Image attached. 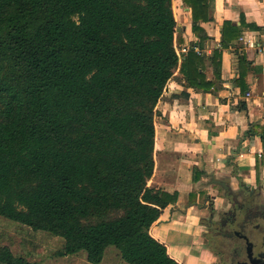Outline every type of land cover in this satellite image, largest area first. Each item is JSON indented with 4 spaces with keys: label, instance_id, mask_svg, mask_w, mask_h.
Returning <instances> with one entry per match:
<instances>
[{
    "label": "trees",
    "instance_id": "1",
    "mask_svg": "<svg viewBox=\"0 0 264 264\" xmlns=\"http://www.w3.org/2000/svg\"><path fill=\"white\" fill-rule=\"evenodd\" d=\"M210 2L182 0L200 41ZM239 35L224 24L221 45ZM203 59L190 48L179 71L209 90L189 69ZM177 68L172 0H0V217L62 238L57 256L99 264L113 246L127 264H181L149 233L175 197L147 185ZM0 263L28 264L7 246Z\"/></svg>",
    "mask_w": 264,
    "mask_h": 264
},
{
    "label": "crops",
    "instance_id": "2",
    "mask_svg": "<svg viewBox=\"0 0 264 264\" xmlns=\"http://www.w3.org/2000/svg\"><path fill=\"white\" fill-rule=\"evenodd\" d=\"M172 9L178 68L155 107L147 185L175 199L161 208L149 233L181 264H220L204 246L200 220L226 197L212 178H226L234 192L247 188L264 199V141L245 136L251 125L264 126V0H211L208 20L196 23L208 36L203 41L193 30L190 8L172 0ZM224 24L240 28L227 47L221 45ZM190 48L204 59L189 69L212 83L209 90L187 85L179 71Z\"/></svg>",
    "mask_w": 264,
    "mask_h": 264
},
{
    "label": "rangeland",
    "instance_id": "3",
    "mask_svg": "<svg viewBox=\"0 0 264 264\" xmlns=\"http://www.w3.org/2000/svg\"><path fill=\"white\" fill-rule=\"evenodd\" d=\"M227 197L224 203L218 205L217 210L210 216V212L200 220L205 225L203 234L204 246L210 252L216 254L220 264H235L236 260L245 257V242L242 238L233 234L234 230L244 233L253 244L254 254L262 250L261 238L264 229V221L259 217H253L240 230L236 224H228L226 230L219 227L218 212L228 207ZM0 246H7L13 255L22 257L28 264H92L86 260V253L80 251L75 255L57 256L56 251L63 246V239L52 236L49 233L31 228L20 223L0 217ZM238 250L237 256L233 251ZM3 264V263H0ZM99 264H127L113 246L105 250L103 260Z\"/></svg>",
    "mask_w": 264,
    "mask_h": 264
},
{
    "label": "flooded vegetation",
    "instance_id": "4",
    "mask_svg": "<svg viewBox=\"0 0 264 264\" xmlns=\"http://www.w3.org/2000/svg\"><path fill=\"white\" fill-rule=\"evenodd\" d=\"M226 197V203H228V207L226 208V210H220L217 213L219 216V219L217 220L221 229L226 230V226L228 224H236L237 227L241 230L253 217H259L264 221V199L259 200L257 194L251 189L241 188L239 192L235 194V196L229 195L226 191ZM213 214V210H210V216L212 218ZM261 243L263 249L254 254L256 258L260 256L263 257L262 253H264V229ZM242 260H247L246 256Z\"/></svg>",
    "mask_w": 264,
    "mask_h": 264
},
{
    "label": "water",
    "instance_id": "5",
    "mask_svg": "<svg viewBox=\"0 0 264 264\" xmlns=\"http://www.w3.org/2000/svg\"><path fill=\"white\" fill-rule=\"evenodd\" d=\"M212 182L220 185L223 189L227 191L229 195L235 196L236 192H234L229 185V181L226 178L215 179L212 178ZM234 234L240 238H242L245 242V256L247 260H236L235 264H264V253H262L263 257L254 256L253 253V244L249 241L248 237L240 233V231H235Z\"/></svg>",
    "mask_w": 264,
    "mask_h": 264
},
{
    "label": "built area",
    "instance_id": "6",
    "mask_svg": "<svg viewBox=\"0 0 264 264\" xmlns=\"http://www.w3.org/2000/svg\"><path fill=\"white\" fill-rule=\"evenodd\" d=\"M178 55V54H177Z\"/></svg>",
    "mask_w": 264,
    "mask_h": 264
}]
</instances>
